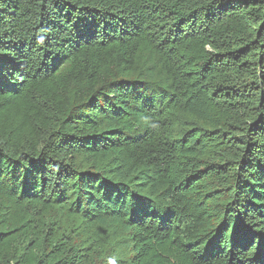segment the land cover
<instances>
[{
	"label": "trees",
	"instance_id": "obj_1",
	"mask_svg": "<svg viewBox=\"0 0 264 264\" xmlns=\"http://www.w3.org/2000/svg\"><path fill=\"white\" fill-rule=\"evenodd\" d=\"M0 264H264V0H0Z\"/></svg>",
	"mask_w": 264,
	"mask_h": 264
}]
</instances>
